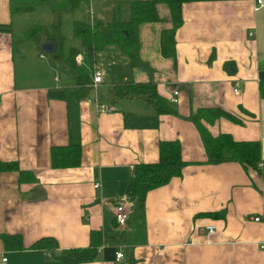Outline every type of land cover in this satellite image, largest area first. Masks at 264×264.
I'll return each mask as SVG.
<instances>
[{"label":"crops","instance_id":"obj_1","mask_svg":"<svg viewBox=\"0 0 264 264\" xmlns=\"http://www.w3.org/2000/svg\"><path fill=\"white\" fill-rule=\"evenodd\" d=\"M36 1L48 7L60 3L0 0V24L5 26L0 28V159L16 161L22 170H0V255L7 256L6 264H264V170L234 160L207 162L189 118L199 108L219 107L234 119L203 122L212 135L228 133L235 140L260 142L264 6L255 9L253 0L184 3L183 21L175 31V56L166 57L161 33L172 22L168 6L157 3L159 20L138 28V65L109 46L96 54L92 67L99 65V55L115 66L111 75L103 70L102 95L115 84L151 81L167 101L177 89L178 102L169 101L172 113L157 114L150 103L135 97L116 103L107 113L87 103L86 96H48L49 89H73L75 84L62 57L56 59L54 53L53 65L63 76L42 74L32 63L43 54L27 46L32 39H26L27 30L20 45L14 42V15L27 22L24 15ZM132 1L84 0V14L74 20L108 22L116 8L128 20ZM62 2L73 10L69 0ZM12 4L33 8L15 12ZM80 4L77 8L82 9ZM250 30L253 36H248ZM236 82L242 86L237 93ZM164 140L180 142L185 163L179 175L147 191L141 202L133 167L158 160L159 142ZM68 144L80 146V163L52 167L51 148ZM120 197L129 201L122 225L113 213ZM211 223L215 229L207 233ZM91 229L100 232L102 241L93 259L65 263L55 256L61 249L88 246ZM2 234L20 235L22 246L6 247ZM42 236L56 238L55 252L32 246ZM119 249L123 256L117 259Z\"/></svg>","mask_w":264,"mask_h":264},{"label":"trees","instance_id":"obj_2","mask_svg":"<svg viewBox=\"0 0 264 264\" xmlns=\"http://www.w3.org/2000/svg\"><path fill=\"white\" fill-rule=\"evenodd\" d=\"M84 0H69L70 6L76 9ZM190 0H134L130 3V16L123 20L121 11L116 8L114 16L108 22L97 19L87 21L74 20L72 22V35L79 39L80 45L69 47L64 55V37L60 35L61 23L56 21L52 26L55 37L50 36L49 42L53 43L54 57H62L66 71L73 80V89H49L48 96L56 99H81L88 96V85L91 82V68L95 63L96 54L106 47L115 46L128 56L132 65L139 64L138 28L141 23L159 20L156 5L165 3L170 11L172 26L163 29L161 33V53L166 57L175 56V31L182 24V5ZM13 6V11H29L32 5ZM0 28H5L0 24ZM44 29V25H33L26 34V39ZM59 36V41L56 37ZM89 63L90 71L85 66L78 65L75 58L82 54ZM259 91L264 98V80L259 83ZM139 97L151 104L157 114L172 113L170 102L158 94L154 82L120 83L115 84L108 92L107 101L116 104L126 99ZM220 117L234 119L231 114L219 107L199 108L189 118L196 126L202 140L209 163L234 160L243 167H257V161L261 158V144L256 140H235L228 133L212 135L203 122L213 123ZM80 146L68 144L66 146H53L50 151V163L52 167L74 166L80 163ZM185 161L181 157V145L178 140H164L159 142V158L153 162H138L133 167V182L140 201L143 202L147 191L167 183L172 176L179 175ZM17 169L16 161L0 159V170ZM21 174V173H20ZM4 245L10 248L22 246L21 237L17 234H2ZM90 244L84 247H71L61 249L58 252V241L53 236H42L33 244V247L49 248L55 256L65 263H76L91 260L95 257L97 246L101 244L100 232L94 229L90 231ZM52 254V253H51Z\"/></svg>","mask_w":264,"mask_h":264},{"label":"rangeland","instance_id":"obj_3","mask_svg":"<svg viewBox=\"0 0 264 264\" xmlns=\"http://www.w3.org/2000/svg\"><path fill=\"white\" fill-rule=\"evenodd\" d=\"M39 1H36L34 4V9L29 11L27 14H25L24 16H26V21L24 22L22 19H18V15H14V23H13V28H12V32H13V38H14V42L17 43V46L20 45V43L23 41V35L26 33H28L30 31V28L33 25H44V29L41 31L36 32L31 41L27 43V46H35L36 50L38 52H41L43 55V58H41L40 61H43L48 70L46 69V67L43 65L42 62L40 61H35L34 59L32 60L33 64H37L40 67L41 73L42 74H48V72H50L51 76L52 74H57L60 76H63L64 71L62 72L60 70V68L55 67V65H53L54 63V58H53V52H46L43 50V45L48 41V38L50 36L53 35V37H55V31L53 29L52 23L55 21H60L61 26L59 27V31H60V35L64 37V43H63V48L64 50L68 49L69 47L72 46H77V44H79V39L75 38L72 35V21L74 19H77L79 17H82V15L84 14L83 10L85 9L84 4H80V6H82V9L79 7L77 9H73V10H69L68 7L67 9L64 7V2H62V0H60L59 2H54L52 7H48L45 6L43 4L40 5H36L38 4ZM45 11V14H44ZM26 35V34H25ZM56 41H59V36L56 37ZM16 46V48H18ZM81 58V55H78ZM99 57V65L100 67L104 70V72H106L107 74H113V69H115L114 65H110L107 62H105V60L103 61V58ZM20 57H17L16 55V63H17V69L18 71L20 70ZM82 64L85 66V68L90 71V66L88 61L86 60V58H81ZM96 63V62H95ZM111 64H115L111 63ZM97 65V64H96ZM97 65V66H99ZM93 68V67H92ZM92 68H91V72H92ZM20 72H22V69L20 70ZM106 88H104V86H102L101 88H99L100 91L105 90Z\"/></svg>","mask_w":264,"mask_h":264},{"label":"built area","instance_id":"obj_4","mask_svg":"<svg viewBox=\"0 0 264 264\" xmlns=\"http://www.w3.org/2000/svg\"><path fill=\"white\" fill-rule=\"evenodd\" d=\"M254 1V8L255 9H259L260 7L264 6V0H253ZM254 35V31L250 30L248 32V36H253ZM76 63L82 64L81 58L79 56H77L75 58ZM103 79H104V72L103 69L100 66H95L92 68V72H91V82L88 85L89 91L92 92L91 95H88L86 97H84V99L86 100L87 103H90L92 105H94L99 112H112L115 110V105L112 104L111 102L107 101L105 98L107 96L102 95L101 91L99 90V88L101 87L102 83H103ZM242 90V86L236 82L234 85V92H240ZM178 94L179 91L177 89H172L171 92V96L169 101L171 103H176L178 102ZM260 142L262 144H264V135L261 136L260 138ZM256 166L260 169V170H264V159H259L257 161ZM98 183L94 184V187H97ZM128 200L125 199L124 197H120L117 198L114 204V218L117 224H125L127 217H128ZM259 215L254 216L253 218L255 220L259 219ZM207 229V233H210L212 231H214L215 229V225L214 224H208L206 226ZM262 247H264V244L261 245ZM116 258L119 259L123 256V252L121 249H119L118 251H116L115 254ZM7 262V256L4 254L0 255V264H6Z\"/></svg>","mask_w":264,"mask_h":264},{"label":"water","instance_id":"obj_5","mask_svg":"<svg viewBox=\"0 0 264 264\" xmlns=\"http://www.w3.org/2000/svg\"><path fill=\"white\" fill-rule=\"evenodd\" d=\"M43 50L46 52H50L53 50V43L52 42H47L43 45Z\"/></svg>","mask_w":264,"mask_h":264},{"label":"bare ground","instance_id":"obj_6","mask_svg":"<svg viewBox=\"0 0 264 264\" xmlns=\"http://www.w3.org/2000/svg\"><path fill=\"white\" fill-rule=\"evenodd\" d=\"M262 144V143H261ZM48 255H51V254H48Z\"/></svg>","mask_w":264,"mask_h":264}]
</instances>
